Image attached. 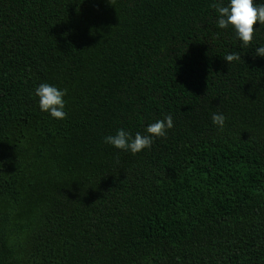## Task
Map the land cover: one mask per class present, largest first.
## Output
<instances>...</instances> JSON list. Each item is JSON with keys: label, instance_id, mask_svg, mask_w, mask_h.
Listing matches in <instances>:
<instances>
[{"label": "trees", "instance_id": "1", "mask_svg": "<svg viewBox=\"0 0 264 264\" xmlns=\"http://www.w3.org/2000/svg\"><path fill=\"white\" fill-rule=\"evenodd\" d=\"M229 2L0 0V264H264V24L245 47Z\"/></svg>", "mask_w": 264, "mask_h": 264}, {"label": "clouds", "instance_id": "2", "mask_svg": "<svg viewBox=\"0 0 264 264\" xmlns=\"http://www.w3.org/2000/svg\"><path fill=\"white\" fill-rule=\"evenodd\" d=\"M210 7L214 8L219 14L217 24L221 29H227L231 26L237 37L247 47L250 45L256 35L257 25L264 24V4H257L255 0H230L227 6L222 3H213ZM255 55L264 57V46L256 48ZM223 59L230 64L238 61L241 56L238 53L228 54ZM67 89H58L49 83H41L35 89V96L38 97L41 111L47 112L55 119L63 120L66 118L64 96ZM226 117L222 113L212 114V123L223 131ZM174 127L171 114L162 120L149 124L146 128L147 134L137 132L135 137L124 129H118L115 135H108L104 142L114 146L117 149L131 151L136 154L144 149H150L154 138L166 137L167 131Z\"/></svg>", "mask_w": 264, "mask_h": 264}]
</instances>
